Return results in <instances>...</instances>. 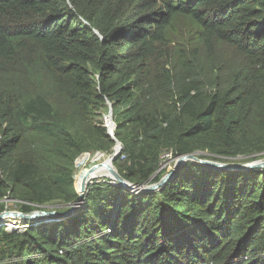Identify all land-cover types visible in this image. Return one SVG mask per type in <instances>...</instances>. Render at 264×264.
<instances>
[{"label": "trees", "instance_id": "obj_1", "mask_svg": "<svg viewBox=\"0 0 264 264\" xmlns=\"http://www.w3.org/2000/svg\"><path fill=\"white\" fill-rule=\"evenodd\" d=\"M109 104L131 183L166 152L264 155V0H0V213L69 209L77 157L114 153ZM110 181L0 228V264H264V169Z\"/></svg>", "mask_w": 264, "mask_h": 264}, {"label": "water", "instance_id": "obj_2", "mask_svg": "<svg viewBox=\"0 0 264 264\" xmlns=\"http://www.w3.org/2000/svg\"><path fill=\"white\" fill-rule=\"evenodd\" d=\"M109 118H110V123H106L107 132L112 137V139L115 140L113 136L114 122L111 119V108H109ZM115 141H116L115 146H114L115 152L109 158V162L104 161L101 163H95L91 165L89 168H87L86 172L84 173L82 177L80 187L77 190L78 199L70 205L69 209L63 212H60L57 210H52V211L36 210V211L29 212V213L6 210L0 213V219L5 218V217H9V218L11 217V218H15L17 220L23 221V222H28V221H32V220L39 219V218H47L49 220L65 218L69 214L73 213L74 210L83 203L84 194L87 190L88 185L93 183L94 180L97 178H103L99 176L98 174L102 169H105L107 171V174L104 175V177L110 178L111 179L110 182L112 184H119L121 186L128 188L130 191H134V192L155 191L159 189V187L163 186L169 179H171L175 175L177 169L186 162H194V163L201 164L203 166H207L210 168L222 169V170L264 169V158L255 159L249 162L238 163V162L216 161V160L204 159L198 156L199 152L198 153L193 152V153H187V154L176 156V158L173 161L174 162L173 169L165 173L158 182L146 183V184H136V183H131L127 181L125 178H123L118 173L116 167L113 164V162L117 159V156L121 150L120 142L118 140H115ZM97 152H100V151H97ZM97 154H101V152ZM82 155H84V153L79 155L76 161ZM76 161H75V164H76Z\"/></svg>", "mask_w": 264, "mask_h": 264}, {"label": "rangeland", "instance_id": "obj_3", "mask_svg": "<svg viewBox=\"0 0 264 264\" xmlns=\"http://www.w3.org/2000/svg\"><path fill=\"white\" fill-rule=\"evenodd\" d=\"M104 114H109V109H108V112H105ZM114 152H115V148H114ZM90 153V154H89ZM97 153H100V152H97V151H95V152H85L84 154H88V155H91L90 156V158L85 162V164L83 165V166H79V164H77V161H76V164H75V168H74V180H75V186H76V190H78L79 189V187H78V185H79V178H80V176H83V173L85 172V170H87V168H89L91 165H93V164H95V163H100V161L104 158V159H108L109 157H111L112 155L111 154H107V153H105V152H101V154L100 155H102V159H95L96 158V155H98ZM198 153V152H197ZM199 154H203L204 155V153L203 152H199ZM205 155H207V154H205ZM260 156V155H259ZM262 158H264V155H262V156H260V157H258V158H256V159H262ZM204 159H209V158H204ZM240 159H242V157H238L237 159H236V161H238V163H241L239 160ZM83 160H85V159H83ZM82 160V161H83ZM210 160H212V159H210ZM253 160H255V159H253ZM174 158L169 162V163H167V164H164L163 166H161V169H164V168H166L167 169V171L169 172L170 170H172L173 169V166H174ZM252 161V160H251ZM81 162V161H80ZM228 162H232V161H228ZM244 162H249V161H244ZM81 171V173L79 174V176H78V180L76 179V176L78 175V173ZM103 178H105V177H103ZM98 179H102V178H98ZM14 204H11V206H13ZM58 206V205H57ZM44 208H46V209H49V210H44V211H52V210H54V209H52V208H54V206H52V205H47V206H45ZM7 210H10V211H18V208L17 207H12L11 209H7ZM34 211H36V210H34ZM20 212V211H19ZM3 219H5L6 221H11L10 220V218L9 217H5V218H3ZM2 221H4V220H2ZM5 222V221H4ZM14 222V221H13ZM17 226H19V225H16L15 227H17ZM13 228V227H12ZM12 228H10V229H12Z\"/></svg>", "mask_w": 264, "mask_h": 264}, {"label": "built area", "instance_id": "obj_4", "mask_svg": "<svg viewBox=\"0 0 264 264\" xmlns=\"http://www.w3.org/2000/svg\"><path fill=\"white\" fill-rule=\"evenodd\" d=\"M109 116L108 115H104L103 116V120L106 123H110V121L108 120ZM171 152H166L164 153L161 158H162V162H161V166H163L164 164H167L171 161L172 157H171ZM4 220V221H2ZM0 220V228H6V229H10L12 227H15L16 225H19V221L17 220H11L13 223L6 221L5 219Z\"/></svg>", "mask_w": 264, "mask_h": 264}, {"label": "bare ground", "instance_id": "obj_5", "mask_svg": "<svg viewBox=\"0 0 264 264\" xmlns=\"http://www.w3.org/2000/svg\"><path fill=\"white\" fill-rule=\"evenodd\" d=\"M108 120L110 121V118H108ZM90 154V153H89ZM88 154L84 157V158H82V159H80L79 161H78V163L77 164H79L80 163V161H82L83 159H87L88 158ZM102 159L103 157H102V155H100V154H98V155H96V158L95 159ZM110 158V157H109ZM109 158L108 159H102L101 161H100V163L101 162H109ZM85 172H86V170H85ZM84 172V173H85ZM81 173V172H80ZM84 173H83V175H84ZM99 176H101V177H104V175H106L107 174V171L105 170V169H102L99 173ZM75 177V176H74ZM82 177L83 176H80V178H79V187H80V183H81V180H82ZM76 187V186H75Z\"/></svg>", "mask_w": 264, "mask_h": 264}, {"label": "clouds", "instance_id": "obj_6", "mask_svg": "<svg viewBox=\"0 0 264 264\" xmlns=\"http://www.w3.org/2000/svg\"><path fill=\"white\" fill-rule=\"evenodd\" d=\"M110 106H111V105L109 104V108H111ZM104 115H108V116H109V114H104ZM104 115H103V116H104ZM111 119H112V116H111ZM112 121H113V120H112ZM104 124H105V122H104ZM105 125H106V124H105ZM114 127H115V124H114ZM175 158H176V157H174V159H175ZM172 159H173V158H172ZM172 159H171V160H172ZM160 169H161V167L159 168V170H160ZM4 211H6V210H4ZM2 219H3V218H2ZM2 219H0V220H2ZM10 220H16V221H17V219H15V218H11V217H10ZM18 221H19V226H17V227H20V226H21V227H22V226L24 227V226L26 225V224H21L22 221H20V220H18ZM23 223H25V222H23ZM13 228H14V227H13Z\"/></svg>", "mask_w": 264, "mask_h": 264}]
</instances>
